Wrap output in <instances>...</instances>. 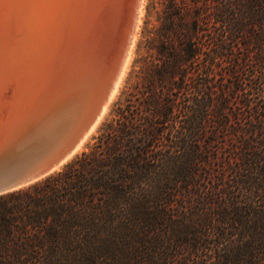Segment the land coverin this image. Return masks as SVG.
<instances>
[{
    "label": "trees",
    "instance_id": "16d2710c",
    "mask_svg": "<svg viewBox=\"0 0 264 264\" xmlns=\"http://www.w3.org/2000/svg\"><path fill=\"white\" fill-rule=\"evenodd\" d=\"M145 10L94 143L0 194V264H264V0Z\"/></svg>",
    "mask_w": 264,
    "mask_h": 264
},
{
    "label": "bare ground",
    "instance_id": "6f19581e",
    "mask_svg": "<svg viewBox=\"0 0 264 264\" xmlns=\"http://www.w3.org/2000/svg\"><path fill=\"white\" fill-rule=\"evenodd\" d=\"M115 1L0 0V156L47 157L9 189L59 169L102 119L129 63L143 4L134 0L117 71L103 85L102 32Z\"/></svg>",
    "mask_w": 264,
    "mask_h": 264
},
{
    "label": "rangeland",
    "instance_id": "374dc122",
    "mask_svg": "<svg viewBox=\"0 0 264 264\" xmlns=\"http://www.w3.org/2000/svg\"><path fill=\"white\" fill-rule=\"evenodd\" d=\"M147 1L148 0H142V3H143L142 4V12L139 16V23H138L137 28H136L137 30L135 31V38H134L133 45H132V50H131L132 53L130 55L129 63L127 65V68L125 70L123 78L119 84L118 90H117L116 94L114 95L113 99L110 101L108 108L105 111L102 119L100 120V122L98 123V125L96 126L94 131L84 141L81 149L78 150L76 153H74L72 155V157L69 158L65 163H63L59 167V169H54L53 171L47 173L46 175H49V174H51L57 170H60L66 163L71 161L74 157L80 155L83 151H86L89 149V147L94 143L96 137L99 135L102 125L112 117V111L116 106V102L122 101L126 95V92L129 90L130 86L132 84H134L135 79H136L134 71L138 68V63L136 64L134 61L139 56H141V54H143V52H144V49L142 47L139 48V43H140V39L142 37L141 31H142V28L144 25L143 21L145 19V13H146L145 6H146ZM133 7H134V0H116L114 9H112V11L109 14L110 17L108 16V20L106 21L105 28L103 29V32H102V39H103L102 40V43H103L102 49L103 50L102 49L101 50L103 51V53H101L99 61H98V64L101 66L99 68L101 70L100 82L103 85L106 82L109 84L111 79L114 77V74L117 71V68H118L117 66L119 65L120 58H121L120 55L122 54V51H123L122 48L124 47V44H125V41L127 38L126 37L127 33L125 31L127 30V32H128L129 28H127V27H129ZM122 10L124 13L122 12ZM117 11L118 12L120 11V12L118 13ZM118 19H120L121 21ZM151 21L154 22L153 18H151ZM110 23H111V25H110ZM107 30H108V32H107ZM113 31H114V33H113ZM104 58H106V59H104ZM109 66H110V68H109ZM104 68H106V69H104ZM247 72L251 76L253 75L262 81L264 80V70L262 68L256 67L253 63L248 64ZM46 175H44L43 177H45ZM43 177H41V178H43ZM41 178H39V179H41ZM35 181H37V180H35ZM26 185H28V184H26ZM26 185H23V186H26ZM23 186H21V187H23Z\"/></svg>",
    "mask_w": 264,
    "mask_h": 264
},
{
    "label": "water",
    "instance_id": "95a60500",
    "mask_svg": "<svg viewBox=\"0 0 264 264\" xmlns=\"http://www.w3.org/2000/svg\"><path fill=\"white\" fill-rule=\"evenodd\" d=\"M24 159H10L7 157V154L0 156V180H2L8 174L12 173L10 174L12 175V177L0 181V194L11 191L13 189H17L9 188L12 186V184H14V182H16V180H20L26 177L28 174H31L38 170V168L44 163L47 157H34L33 159L27 158V160Z\"/></svg>",
    "mask_w": 264,
    "mask_h": 264
}]
</instances>
